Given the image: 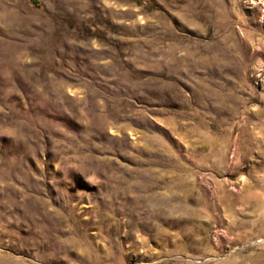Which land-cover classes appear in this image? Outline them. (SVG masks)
Listing matches in <instances>:
<instances>
[{
    "label": "rangeland",
    "instance_id": "obj_1",
    "mask_svg": "<svg viewBox=\"0 0 264 264\" xmlns=\"http://www.w3.org/2000/svg\"><path fill=\"white\" fill-rule=\"evenodd\" d=\"M0 264H264V0H0Z\"/></svg>",
    "mask_w": 264,
    "mask_h": 264
}]
</instances>
